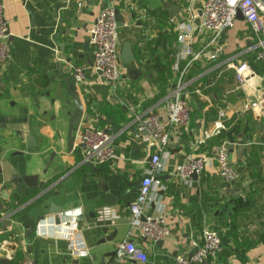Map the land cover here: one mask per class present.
<instances>
[{"label": "crops", "instance_id": "1", "mask_svg": "<svg viewBox=\"0 0 264 264\" xmlns=\"http://www.w3.org/2000/svg\"><path fill=\"white\" fill-rule=\"evenodd\" d=\"M2 2L12 59L0 67V264H142L115 255L123 241L142 248L148 256L145 264H175L177 258L195 253L205 229L219 232L222 249L217 259L195 264H264V63L258 62L256 69L251 65L256 43L244 18L237 16L235 25L223 34L218 59H202L191 73L201 85L212 86L191 98L192 120L174 134L163 156L160 185L153 189L145 214L161 216L168 235L153 242L144 241L130 227L129 207L148 170L143 150L129 147L123 136L116 145L120 159L93 168L82 164L84 150L78 148V139L73 152H68L74 106L67 105L70 98L58 64L64 55L85 71L86 82L75 88L90 118L80 128H125L123 120L129 121L130 108L137 106L154 107L164 116L158 103L162 97L157 98L170 89L172 73L168 77V69L164 76L151 72V62L179 50L176 24L188 19L189 4L201 15L205 0ZM165 3L179 8L174 19ZM111 5L124 19L119 28L120 57L126 43L137 57L129 65L121 63L117 97L92 68L94 47L89 42L91 26ZM58 43L67 45L65 52ZM201 43L197 38V47ZM70 64L64 63V76L73 74ZM243 64L251 72L239 85L234 68ZM134 69L139 74L129 76ZM216 73L232 77V82L212 93ZM219 110L223 117L219 118ZM215 118L225 130L199 145L203 133L215 129ZM222 143L229 144V161L237 174L234 182L222 179L214 163L190 182L176 175L186 156H211ZM29 176H38L41 186L30 188L19 182ZM50 191L52 197L44 198ZM14 195L29 199L11 209L17 204ZM40 198L44 200L37 204ZM237 199L243 200L244 208L237 207ZM52 204L58 208L53 214ZM104 210L116 216L114 223L101 218ZM63 224L68 230L62 229ZM64 232L79 233L81 238L72 243ZM108 253L113 258H104Z\"/></svg>", "mask_w": 264, "mask_h": 264}, {"label": "built area", "instance_id": "2", "mask_svg": "<svg viewBox=\"0 0 264 264\" xmlns=\"http://www.w3.org/2000/svg\"><path fill=\"white\" fill-rule=\"evenodd\" d=\"M114 5L104 8L97 16L90 28V43L94 47L92 68L100 73L101 82L110 88L112 96L117 97L121 83V62L119 52V27L116 20ZM188 19L176 24V41L179 50L171 54L172 79L170 89L158 102L164 109L161 116L154 107L137 106L130 108L129 121L125 128L98 129L93 126L79 128L77 139L85 149L82 155V164L104 165L120 159L116 148L119 140L126 136L129 147H139L145 154L148 170L141 179L139 191L135 202L129 207L131 216L130 227L138 230L144 241L157 242L168 235L161 216L146 215L145 211L150 201L153 189L160 185L158 177L163 171V156L173 142L174 134L180 129L188 127L192 120L191 98L202 96L203 91L212 84L201 85L196 77H191L195 65L204 58L215 61L222 53L220 40L223 34L235 25L238 13L250 25L255 38L254 51L256 60L264 63V0H205L201 15L194 10L192 4L187 8ZM199 20V22H197ZM201 38V45L197 47V38ZM8 25L4 17V4L0 0V67L12 59L8 50ZM235 69V78L239 85H244L251 68L247 64ZM76 85L86 82V74L80 67L73 69ZM258 107V103L252 105ZM225 114L219 110L218 116ZM225 127L221 122L215 123L213 131H205L199 145L215 135H219ZM261 140L264 148V124L261 128ZM214 163L220 177L227 183L234 182L237 174L229 161V144L222 143L217 146L211 156L191 153L177 166L176 175L186 182H190L194 174L203 173L208 166ZM104 221L114 223V216L108 210L101 212ZM68 224L62 229L68 230ZM67 232V231H66ZM64 232L65 234H68ZM73 243L81 238L78 234H68ZM195 253L190 257H179L175 264L204 263L217 259L221 249L219 232L205 229L202 232L201 243L196 245ZM115 255L129 261L145 264L148 256L142 248L130 241L118 244ZM30 264V263H28Z\"/></svg>", "mask_w": 264, "mask_h": 264}, {"label": "water", "instance_id": "3", "mask_svg": "<svg viewBox=\"0 0 264 264\" xmlns=\"http://www.w3.org/2000/svg\"><path fill=\"white\" fill-rule=\"evenodd\" d=\"M164 6L168 8V10L170 12V17L172 19H174L175 13L179 10V8L172 5L171 3H165ZM115 13H116V20L118 23L117 25L120 28V27H122V25L124 23V19L122 18L119 10H116ZM238 16L242 17V15L240 13H238ZM57 46L60 48H63L64 52H65V49L67 47V45L65 43L64 44L58 43ZM137 55H139V54H137ZM64 57L65 56L63 55L60 58V63L58 65L60 66L59 67L60 77H62L64 86H65L66 95H67V97L70 98V100L67 102V105L73 104V106H74L73 113L69 114L68 135H67V150H68V152H73L74 147L77 143L76 134H77L80 126L82 125V122L84 120H88L90 118V114L85 115L84 105L82 103L80 95L78 94V92L76 91V88H75V86H77V85H76V81H75L73 74L68 75V76H64V74H63L64 72H62V67L64 66V63L70 64L73 61V59L71 57H68L66 59ZM120 58H121L120 62L123 65H129L131 63L136 62L137 57L135 56V54L132 51L131 44L126 43L123 45V47L121 49V57ZM71 66L72 65L70 64V68H71ZM74 68H78V66H72V69H74ZM146 69H147V66L144 67V70H146ZM137 74H139V73L135 69L131 70L129 72V76H134ZM98 75H100V73H98ZM217 121H219V118L214 119V122H217ZM220 121H222V120L220 119ZM31 142H32V140H31ZM256 142L257 143L259 142V138L256 139ZM77 146L81 150L85 149L83 144H77ZM79 154H81V152H79ZM86 166L89 168H93L92 164H86ZM196 177H197V174H194L193 178H196ZM19 182H23L25 184V186L30 187V188L41 186V184L39 183V177L38 176L23 177V178H21V180ZM57 209L58 208L55 206V204H52L51 208H50V213H52V214L56 213L58 211ZM42 219L43 218H40V220H42ZM59 221L60 220L57 219L56 223L59 224L60 223ZM114 235L115 234H113V236ZM109 241H111V240H109ZM104 258H113V254H111V253L105 254ZM102 264H106V263L103 262ZM191 264H194V263H191Z\"/></svg>", "mask_w": 264, "mask_h": 264}, {"label": "trees", "instance_id": "4", "mask_svg": "<svg viewBox=\"0 0 264 264\" xmlns=\"http://www.w3.org/2000/svg\"><path fill=\"white\" fill-rule=\"evenodd\" d=\"M161 44L159 43V44H157V48L160 46ZM170 51H167V52H165V53H163V54H161L160 56H158L157 58H155V59H153L152 60V62H151V72H152V70H153V72L154 71H157V73L159 74V76H160V74H161V76H164V72L166 71V69H168V77H171V75H170V66H171V64H172V58H171V56H170ZM163 60H164V62H163ZM256 60V57H253L251 60H250V62H251V65H252V67H253V69L255 68L256 69V65H257V63L259 62V63H261L262 64V62H260V61H255ZM256 64H255V63ZM166 63V64H165ZM258 66V65H257ZM216 75V77H215V81H213V87L210 89V90H212L211 92L212 93H216V92H218V89L219 90H221L222 89V87L224 88L227 84H229V83H231L232 82V77H230L229 79H228V76H225L224 74H218V73H216L215 74ZM205 82H207L208 80H204ZM165 83V82H164ZM166 84V83H165ZM164 84V85H165ZM163 95H165V93L164 94H161V96H159L158 98H157V101L158 100H160V98L163 96ZM217 100H219V99H217ZM199 103V106L201 107V108H204V106H205V104L203 103H201V102H198ZM122 116V115H121ZM120 117V116H119ZM122 118L124 119V117L122 116ZM123 122L125 123H127L128 122V120H126V119H124L123 120ZM114 127H115V130H119L121 127H119V126H115V125H113ZM49 187V185H46L45 186V188H48ZM52 194H53V192L52 191H50L49 192V194H47V196L45 195V197L44 198H50V197H52ZM44 198H40L36 203L37 204H39L41 201H43L44 200ZM13 201L15 202H17V204L15 205H13L12 207H11V209L12 208H14V207H17V206H21L23 203H25L29 198H27V199H20L17 195H14L13 196ZM235 202H236V204H237V207H242V208H244L243 206H242V204H243V200L242 199H237V200H235ZM248 204V203H247ZM244 205V204H243ZM10 209V210H11Z\"/></svg>", "mask_w": 264, "mask_h": 264}]
</instances>
